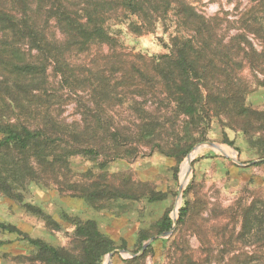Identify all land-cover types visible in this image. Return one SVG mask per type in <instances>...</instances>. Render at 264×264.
<instances>
[{
    "label": "rangeland",
    "instance_id": "374dc122",
    "mask_svg": "<svg viewBox=\"0 0 264 264\" xmlns=\"http://www.w3.org/2000/svg\"><path fill=\"white\" fill-rule=\"evenodd\" d=\"M184 1L194 17L219 24L220 42L212 46L217 66L242 69L248 109L238 116L224 108L227 95L215 98L219 114L197 126L176 117L162 95L151 97L149 85L143 92L136 86L144 80L137 69L150 70L140 57L149 62L168 53L175 38H192L194 20L182 25L173 12L164 16L154 10L145 19L120 11L104 23L107 42L85 48L67 45L66 35L50 24L42 30L61 56L48 63L44 79L32 82L0 68L1 119L43 127L54 137L36 148L0 150V220L20 231L0 229V264H50L25 235L79 255L84 244L74 229L88 221L110 244L102 264L108 259L127 264L133 257L116 251L139 253L144 242L161 233L158 223L166 214L178 222L188 200L191 214L179 235L178 254L184 249L205 264H220L216 244L223 223L234 232L230 250L253 249L242 250L248 239L239 233V216L246 205L264 198V33L242 24L261 23V15L242 14L257 10L264 0ZM10 41L20 60L38 56L26 39ZM13 80L28 82L32 92L18 93L21 98L10 108L4 97ZM208 141L221 147L207 145L191 153ZM157 239L165 238L149 244L147 264L170 261L168 247Z\"/></svg>",
    "mask_w": 264,
    "mask_h": 264
},
{
    "label": "trees",
    "instance_id": "16d2710c",
    "mask_svg": "<svg viewBox=\"0 0 264 264\" xmlns=\"http://www.w3.org/2000/svg\"><path fill=\"white\" fill-rule=\"evenodd\" d=\"M154 10L164 16L173 12L178 23L182 25H187L192 20L196 25L194 33L190 35L192 38L185 39L186 41L175 38L168 53L153 56L149 62L145 57H140L141 61L150 64L146 66L150 70L143 67L137 69L138 75L144 78L136 81L139 90L143 92V86L149 85L151 97L162 95L173 105L176 117L183 116L190 119L189 123L197 126L205 123L208 125L213 115L219 114L221 106L213 100L225 95L228 99L224 108H232L238 116L243 114L248 108L244 102L246 88L242 82V69L231 71L230 67H218L217 53L212 49L213 43L219 40V24H212L202 16L194 17L196 14L193 7L184 0H119L115 4L107 0H0V68L11 76L39 82L47 75L48 63L57 61L61 56L47 32L42 29H47L53 23L55 28L66 35L67 45L85 48L95 43L107 42L109 35L104 23L118 12H133L147 19ZM250 13L257 17L261 15L259 21H263L259 23L257 19H252V24L243 22V26L251 31L264 33V5H258V9L253 12H244L242 17H255L249 15ZM16 37L26 39L30 44L29 48L37 52L38 56L34 60L23 61L18 58L10 41ZM56 39L58 38L55 36ZM149 77L151 79H147ZM8 88L9 92L4 98L10 108L21 98L18 93L27 95L32 92L28 82L17 80H13ZM4 112L5 109L0 107V114ZM149 131L146 127L143 132L149 135ZM0 132V150L9 147L27 150L54 141V137L43 127H32L24 123L17 125L5 122L1 117ZM191 207V201H186L180 209L174 233L169 238L157 239L164 248L168 247L166 256L170 261L167 264H205L204 260L188 250L183 249L178 254L182 250L178 248L179 235L191 214ZM239 218V233L248 239L247 242H242V250L245 247L253 249L242 253H236L238 250L235 248L230 250L234 245V232L228 223H223L216 244L220 253L218 261L220 264H264V198L259 203L255 200L246 205ZM158 227L161 233L171 231L174 227L171 216L166 214ZM0 229L20 232L13 225L1 220ZM74 234L84 244V251L79 255L66 254L60 248L38 238L28 235L25 238L38 251L40 259L50 264H102V258L110 250V244L98 231L95 222L79 223L75 226ZM185 243L190 250L189 242L186 240ZM172 248L177 251L174 253ZM152 249L153 245H149L142 255L126 259L125 262L147 264L149 250Z\"/></svg>",
    "mask_w": 264,
    "mask_h": 264
},
{
    "label": "water",
    "instance_id": "95a60500",
    "mask_svg": "<svg viewBox=\"0 0 264 264\" xmlns=\"http://www.w3.org/2000/svg\"><path fill=\"white\" fill-rule=\"evenodd\" d=\"M207 145H211V146H215V147H221V144H219V143L212 142V141H208V142L201 143V144L197 145L196 148H195V150H197V149H199V148H201V147H203V146H207ZM195 150H193V151H195ZM193 151H192V152H193ZM192 152H191V153H192ZM173 222H174V227H173V229H172L171 231L162 232V233H160V234H158V235H156V236L151 237L150 239H148L146 242H144L143 247H142V249L139 251V253H137V254H133V253H130V252L125 251V250H118V251H116V252H118V253H120V254H122V255H128V256H131V257H136V256H140V255H142V254L144 253L145 249L147 248V246H148V245H149L154 239H156V238H166V237L171 236V235L174 233V230L176 229V225H177V219H174ZM114 252H115V251H114ZM114 252L111 253V254L109 255V257H112V255L114 254ZM107 264H110L109 259H108V263H107Z\"/></svg>",
    "mask_w": 264,
    "mask_h": 264
},
{
    "label": "bare ground",
    "instance_id": "6f19581e",
    "mask_svg": "<svg viewBox=\"0 0 264 264\" xmlns=\"http://www.w3.org/2000/svg\"><path fill=\"white\" fill-rule=\"evenodd\" d=\"M198 151V149L197 150H195V151H193L192 153H195V152H197Z\"/></svg>",
    "mask_w": 264,
    "mask_h": 264
}]
</instances>
